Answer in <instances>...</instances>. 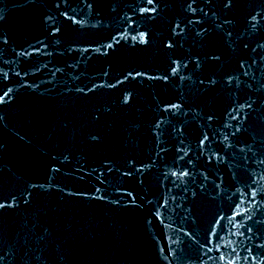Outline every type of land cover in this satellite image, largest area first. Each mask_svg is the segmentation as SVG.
Segmentation results:
<instances>
[{
	"label": "water",
	"instance_id": "obj_1",
	"mask_svg": "<svg viewBox=\"0 0 264 264\" xmlns=\"http://www.w3.org/2000/svg\"><path fill=\"white\" fill-rule=\"evenodd\" d=\"M0 264H264V0H0Z\"/></svg>",
	"mask_w": 264,
	"mask_h": 264
}]
</instances>
